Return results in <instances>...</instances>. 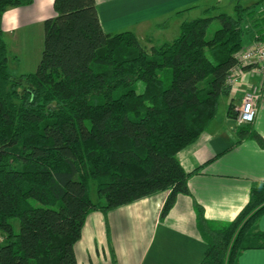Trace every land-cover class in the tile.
<instances>
[{
    "label": "trees",
    "instance_id": "trees-1",
    "mask_svg": "<svg viewBox=\"0 0 264 264\" xmlns=\"http://www.w3.org/2000/svg\"><path fill=\"white\" fill-rule=\"evenodd\" d=\"M30 3L0 0V264H76L90 212L167 192L164 217L177 196L189 194L193 173L177 154L229 95L226 79L244 37L264 41V11L255 18L264 0L248 7L234 0L232 16L210 15L209 7L208 16L182 21L176 38L149 51L131 31L105 33L95 0H54L35 70L14 76L2 18ZM227 114L235 118L232 102ZM237 136L264 148L250 126ZM91 181L103 202L90 198ZM194 208L207 244L200 264H238L242 252L264 249V183L230 222L208 221Z\"/></svg>",
    "mask_w": 264,
    "mask_h": 264
},
{
    "label": "crops",
    "instance_id": "crops-1",
    "mask_svg": "<svg viewBox=\"0 0 264 264\" xmlns=\"http://www.w3.org/2000/svg\"><path fill=\"white\" fill-rule=\"evenodd\" d=\"M53 1L31 0L29 5L10 8L4 13L3 36L10 51L16 52L19 33L35 30L43 39V22L54 16ZM95 1L105 33L131 31L140 42L146 36L173 28L172 25L179 29L183 20L180 18L182 13L177 12L206 5V0ZM249 42L248 36L245 46ZM25 73L29 72L21 74ZM253 85L261 86L262 99L250 128L264 139V81L261 75L246 69L226 100L228 106L232 102L235 112L243 93ZM227 110L216 115L200 137L177 154L183 169L193 173L188 178L189 194L177 196L174 206L164 217H161V211L167 192L156 193L106 213L101 210L90 212L81 238L74 246L76 264L202 262L207 244L197 229L194 203L203 208L206 220L227 223L247 203L250 189L264 183V148L251 139L239 140L238 128ZM258 228L264 232V214L258 220ZM238 264H264V249L242 252Z\"/></svg>",
    "mask_w": 264,
    "mask_h": 264
},
{
    "label": "rangeland",
    "instance_id": "rangeland-1",
    "mask_svg": "<svg viewBox=\"0 0 264 264\" xmlns=\"http://www.w3.org/2000/svg\"><path fill=\"white\" fill-rule=\"evenodd\" d=\"M261 0H240V3L242 6H251L256 3H258ZM205 6L204 7H193L190 10H184L182 13V16L180 17L181 20L183 21H188V20H193L196 18H202L205 16H208V14L204 13V9L214 6L215 11L214 13L210 15L217 14L219 12L226 13L228 15H234V0H206L205 1ZM261 7V6H260ZM260 7L255 9V18H258L257 12L260 10ZM217 10V11H216ZM254 18V19H255ZM170 25V24H169ZM248 26V32L250 34H253V28L251 23L248 21L245 23V27ZM171 29H168L167 31L159 34H153L151 37L146 36V39L142 38L141 43L144 47L149 49L151 46H157L160 45L163 42H168L173 40L174 38L177 37L179 29L172 25ZM175 30V31H174ZM247 34V33H246ZM249 33L244 37L248 39ZM149 38H152V41H149ZM250 39V38H249ZM16 47L15 50L16 52L10 51L11 49H8V70L11 74L14 76H18L23 72H33L36 68V65L39 61L42 49H43V39L42 37L35 31L33 30L32 32H27L26 34L24 33H19L18 35V40L15 43ZM11 47V42H8V47ZM13 56V57H11ZM16 56V57H15ZM137 90H141V84L137 85ZM227 96H223L220 98L219 106H218V111L217 115H221L225 110H227L228 104L226 100ZM229 99V98H227ZM229 103V102H228ZM90 187V198L94 202H103L102 199H99L96 191H95V184L93 181L89 183ZM14 224L16 225L17 228V220H13Z\"/></svg>",
    "mask_w": 264,
    "mask_h": 264
},
{
    "label": "built area",
    "instance_id": "built-area-1",
    "mask_svg": "<svg viewBox=\"0 0 264 264\" xmlns=\"http://www.w3.org/2000/svg\"><path fill=\"white\" fill-rule=\"evenodd\" d=\"M264 11V7L260 8ZM236 63L229 70L226 79L228 87L235 88L244 74V68L259 73L264 81V41L251 40L248 45L235 56ZM262 99L260 85H253L243 93L240 103L235 109L234 125L236 128L252 126Z\"/></svg>",
    "mask_w": 264,
    "mask_h": 264
},
{
    "label": "water",
    "instance_id": "water-1",
    "mask_svg": "<svg viewBox=\"0 0 264 264\" xmlns=\"http://www.w3.org/2000/svg\"><path fill=\"white\" fill-rule=\"evenodd\" d=\"M236 1H240V0H236Z\"/></svg>",
    "mask_w": 264,
    "mask_h": 264
}]
</instances>
